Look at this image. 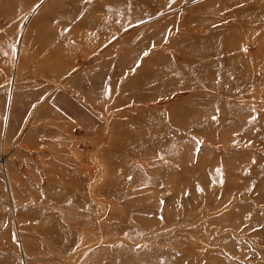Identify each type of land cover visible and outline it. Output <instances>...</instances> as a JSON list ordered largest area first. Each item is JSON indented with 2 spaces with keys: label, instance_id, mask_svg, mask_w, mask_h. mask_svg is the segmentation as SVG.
Here are the masks:
<instances>
[{
  "label": "rangeland",
  "instance_id": "374dc122",
  "mask_svg": "<svg viewBox=\"0 0 264 264\" xmlns=\"http://www.w3.org/2000/svg\"><path fill=\"white\" fill-rule=\"evenodd\" d=\"M49 2L0 0V264H264V0Z\"/></svg>",
  "mask_w": 264,
  "mask_h": 264
},
{
  "label": "bare ground",
  "instance_id": "6f19581e",
  "mask_svg": "<svg viewBox=\"0 0 264 264\" xmlns=\"http://www.w3.org/2000/svg\"><path fill=\"white\" fill-rule=\"evenodd\" d=\"M57 1V0H56ZM55 0H50V2L47 4V9H48V7H51L52 6V4H54V2H56ZM49 5V6H48ZM56 10H55V14H56V17H58V16H60L61 15V11H63V10H61L60 8H55ZM54 11V10H53ZM52 11V12H53ZM63 13V12H62ZM53 15V14H52ZM34 22H36V21H34ZM33 24V23H32ZM35 25V24H34ZM31 26V25H30ZM29 27V26H28ZM23 32V38H24V40H26V35H27V33L28 32H24V31H22ZM25 33V34H24ZM24 41H22V46H24L23 44H25V43H23ZM12 203V202H11Z\"/></svg>",
  "mask_w": 264,
  "mask_h": 264
}]
</instances>
